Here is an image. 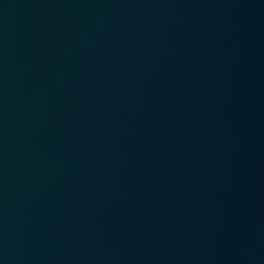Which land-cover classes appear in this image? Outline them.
<instances>
[{
    "label": "water",
    "instance_id": "95a60500",
    "mask_svg": "<svg viewBox=\"0 0 264 264\" xmlns=\"http://www.w3.org/2000/svg\"><path fill=\"white\" fill-rule=\"evenodd\" d=\"M0 264H264V0H0Z\"/></svg>",
    "mask_w": 264,
    "mask_h": 264
}]
</instances>
